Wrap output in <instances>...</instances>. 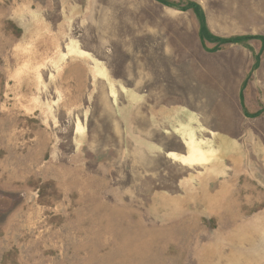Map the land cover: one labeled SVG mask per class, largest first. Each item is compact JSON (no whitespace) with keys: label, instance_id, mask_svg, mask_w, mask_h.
<instances>
[{"label":"rangeland","instance_id":"obj_1","mask_svg":"<svg viewBox=\"0 0 264 264\" xmlns=\"http://www.w3.org/2000/svg\"><path fill=\"white\" fill-rule=\"evenodd\" d=\"M165 1L264 39V0ZM181 9L0 0V264H264V45Z\"/></svg>","mask_w":264,"mask_h":264},{"label":"trees","instance_id":"obj_2","mask_svg":"<svg viewBox=\"0 0 264 264\" xmlns=\"http://www.w3.org/2000/svg\"><path fill=\"white\" fill-rule=\"evenodd\" d=\"M158 2H160L161 4L164 5H168L170 7H174V8H179L181 9L182 7L171 4L165 0H157ZM182 11H187V10H193L194 13L197 15L198 20L200 22V29H199V37L201 40L202 45L204 46L206 43H210V44H216V47L214 48V50L218 51L221 49V46L223 45H235V44H240L244 41L250 40V39H259L261 40V42L264 45V39L261 38H234V39H221L218 37H214L211 35V33L209 32L207 25H206V20H205V16L203 14V12H201V9L199 6H197L196 4H189L187 5V7H184L181 9Z\"/></svg>","mask_w":264,"mask_h":264},{"label":"crops","instance_id":"obj_3","mask_svg":"<svg viewBox=\"0 0 264 264\" xmlns=\"http://www.w3.org/2000/svg\"><path fill=\"white\" fill-rule=\"evenodd\" d=\"M134 94V93H133ZM138 98H139V100H141L142 98L139 96V95H137V94H135ZM139 100H137V101H135L136 103L137 102H139ZM132 102H134L133 100H131V102L129 101V103L131 104ZM130 107V106H129ZM121 110V112H120V116H121V118H123L124 119V121L127 123V125H128V122H129V120H128V110L127 109H125V108H120L119 109V111ZM181 117H183L184 118V120H180V121H178V123H176V124H171L169 127H170V129L169 130H167V131H165L166 133H171V132H173L174 134H176L181 140H182V142L187 146V144L185 143V141L183 140V138L180 136V134H178V132L176 131V130H179L180 129V126H181V123H184V122H186L187 121V118H188V116H186V114H185V112L183 113V116H181ZM122 120V119H121ZM123 121V120H122ZM124 122V123H125ZM193 126H194V128L196 129V127H197V122H196V124H193ZM131 129V128H130ZM197 137L199 138V136H198V133H199V127H197ZM138 141V143L141 145V146H144V147H146L145 149H155V150H158V151H163V147L162 146H159V145H157V144H155V143H153V142H150V141H148V140H146V139H143V138H140L139 137V139L137 140ZM172 152H169L168 153V155L169 154H171Z\"/></svg>","mask_w":264,"mask_h":264}]
</instances>
